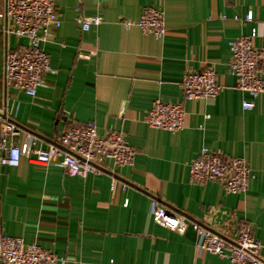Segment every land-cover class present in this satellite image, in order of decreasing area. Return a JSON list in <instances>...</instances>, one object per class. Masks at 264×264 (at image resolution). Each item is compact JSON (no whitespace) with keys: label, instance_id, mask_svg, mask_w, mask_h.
<instances>
[{"label":"crops","instance_id":"crops-1","mask_svg":"<svg viewBox=\"0 0 264 264\" xmlns=\"http://www.w3.org/2000/svg\"><path fill=\"white\" fill-rule=\"evenodd\" d=\"M61 25L51 28L44 50L50 70L34 97L4 83L6 45L26 38L5 36L0 19V116L22 130L55 141L65 129L92 120L98 133L122 132L135 149L132 166L99 161L105 172L69 176L54 164L21 156L18 166L0 164V231L61 256L57 264H229L195 252L196 235L156 224L149 212L156 198L211 230L230 236L245 221L260 241L264 259V96L236 88L229 73L230 42L257 31L264 46V0H55ZM163 10L162 37L137 25L142 7ZM252 11L253 20L242 19ZM97 15L88 30L80 18ZM211 67L220 93L183 101L186 72ZM155 99L184 102V127L176 132L148 126ZM253 101L251 109L242 102ZM208 115V117H206ZM42 145V144H41ZM202 147L248 160L255 177L244 193L225 192L217 182L189 181V167ZM33 157V155H30ZM112 176L128 185L110 190ZM125 198L128 204L123 205Z\"/></svg>","mask_w":264,"mask_h":264},{"label":"built area","instance_id":"built-area-1","mask_svg":"<svg viewBox=\"0 0 264 264\" xmlns=\"http://www.w3.org/2000/svg\"><path fill=\"white\" fill-rule=\"evenodd\" d=\"M61 13L55 0H3L0 19H5L2 33L7 36L26 38L28 43L15 49L6 45L2 58L4 83L34 97L43 84V77L50 70L44 43L51 28L61 25ZM253 20L252 11L242 19ZM82 30L99 25V16L80 18ZM127 26L137 25L143 32L159 38L165 33L163 10L156 6H144L137 21L124 20ZM257 31L241 35L230 42L231 59L228 70L235 77L237 89L252 97L264 96V46L253 44ZM183 101L216 97L222 90L216 73L211 67L186 72L180 82ZM155 99L144 118L145 123L156 129L176 132L184 127V102ZM253 101L242 102L243 109H251ZM208 117V115L206 116ZM22 129L8 118L0 116V164L18 166L21 156H29L36 164H54L69 176L86 177L101 174L105 170L99 161L109 159L117 167L132 166L135 149L122 132L108 130L100 135L94 121L87 120L65 129L55 141H42L38 136L26 133L20 142L17 137ZM42 144V145H41ZM33 155V157H30ZM255 177L247 159L226 157L218 151L202 147L189 167V181L204 185L208 182L221 184L227 193L246 192ZM119 185L125 191L128 185L112 176L110 190ZM128 204L125 198L123 205ZM149 212L154 223L170 230L184 233L190 228L196 235L197 255L209 253L227 260L229 264H264L260 256L261 243L253 235L249 224L240 222L230 236L217 233L198 221L168 207L156 198L150 199ZM58 256L35 243L26 245L21 237L0 231V264H57ZM100 264H115L112 260Z\"/></svg>","mask_w":264,"mask_h":264},{"label":"rangeland","instance_id":"rangeland-1","mask_svg":"<svg viewBox=\"0 0 264 264\" xmlns=\"http://www.w3.org/2000/svg\"><path fill=\"white\" fill-rule=\"evenodd\" d=\"M3 9V0H0V10Z\"/></svg>","mask_w":264,"mask_h":264}]
</instances>
